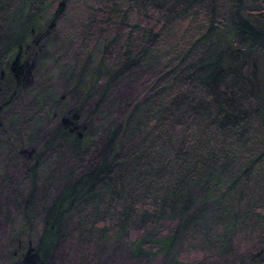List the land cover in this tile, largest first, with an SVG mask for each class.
<instances>
[{
	"label": "trees",
	"instance_id": "16d2710c",
	"mask_svg": "<svg viewBox=\"0 0 264 264\" xmlns=\"http://www.w3.org/2000/svg\"><path fill=\"white\" fill-rule=\"evenodd\" d=\"M9 162L33 244L12 264L103 239L135 262L202 264L188 244L264 264V0H0Z\"/></svg>",
	"mask_w": 264,
	"mask_h": 264
},
{
	"label": "rangeland",
	"instance_id": "374dc122",
	"mask_svg": "<svg viewBox=\"0 0 264 264\" xmlns=\"http://www.w3.org/2000/svg\"><path fill=\"white\" fill-rule=\"evenodd\" d=\"M66 32L69 34L70 31L67 30ZM95 54H98V50L95 51ZM50 66L53 65L50 64L44 69V71L42 70L40 75L38 74L33 77L34 81L32 85L41 84L39 79L42 78L40 77L45 78L50 71L52 72L53 69L50 68ZM53 82L57 83L58 92L62 97H66V95L68 96V93L64 90V83H59L55 79ZM25 103L27 102L25 101ZM90 104L91 103L85 104L84 109L86 108L88 111ZM19 106H21V104H19ZM22 108H24V106ZM4 154H6V150H4ZM18 171L19 168H15L14 162L11 164L9 162L7 170L2 169L0 172V264H7L8 262L9 264H12L14 261H11V256H14V260H16L19 258L25 247L28 250L29 248H32L31 245L33 246V244L30 245L28 243L27 236L23 233L24 230L17 235V232L20 229L19 226H21V215L25 212V203L28 202L26 201V185L21 182L20 177L17 174ZM4 174H8V178L3 179ZM130 233L133 234L134 231L132 230ZM34 237L35 236L33 235L32 240ZM78 246L79 245H76L75 240H73V244L69 243L67 247L63 248L60 264H65L69 260H75L76 264H162L161 257L156 259H145L140 262L125 259L121 247H116L117 249L112 248L109 241H106L105 239L101 240L100 244H96L95 256L89 253L90 247L88 243L86 250L84 249V252L82 253L83 261L80 263L77 258L79 252H76ZM245 246L246 244L244 245L243 243V248L241 249H244ZM235 251L242 254L244 253V251ZM179 257L180 260L187 263L202 261V264H217L216 260L218 259L213 257V254L210 252L194 251L193 248H189L188 244L183 246ZM93 259H95V261H93ZM74 263L75 262H72V264ZM228 264H237V262L234 261L233 263Z\"/></svg>",
	"mask_w": 264,
	"mask_h": 264
}]
</instances>
